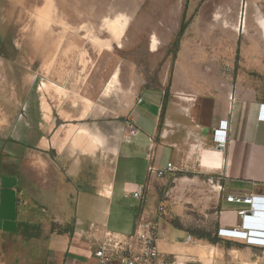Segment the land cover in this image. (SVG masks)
Here are the masks:
<instances>
[{
    "label": "crops",
    "instance_id": "crops-1",
    "mask_svg": "<svg viewBox=\"0 0 264 264\" xmlns=\"http://www.w3.org/2000/svg\"><path fill=\"white\" fill-rule=\"evenodd\" d=\"M184 54L178 52L168 92L164 83L128 90L119 146H107L99 132L73 124L66 140L83 152H65L64 145L55 158L46 109L40 101L36 118L33 99L18 100L17 81L23 78L17 62L10 54L0 56V264H101L95 250L107 233L130 236L141 216L156 223L165 256L187 264H264V245L229 237L212 243L189 228L192 213L158 212L167 184V194L181 200L189 182L200 184L208 173L223 186L214 213L218 229H242V209L264 211V88L239 72L231 77L234 67ZM148 94L153 102L145 105ZM221 121L227 123L225 148L214 141ZM170 161L177 172H151ZM140 184L144 199L133 196ZM229 195L253 201H228ZM189 234L195 242H185Z\"/></svg>",
    "mask_w": 264,
    "mask_h": 264
},
{
    "label": "rangeland",
    "instance_id": "rangeland-1",
    "mask_svg": "<svg viewBox=\"0 0 264 264\" xmlns=\"http://www.w3.org/2000/svg\"><path fill=\"white\" fill-rule=\"evenodd\" d=\"M184 12L187 27L178 44ZM262 15L264 0H0V40L23 78L16 97L33 99L36 118L40 101L47 111L43 116H48L55 158L64 145L65 152L80 153L65 137L74 125L99 132L107 146H119L128 122L123 112L128 90L164 83L168 92L180 50L186 57L202 54L204 63L207 58L210 64L234 67L231 77L239 72L264 88V39L256 22ZM114 22L122 26L117 40L109 27ZM148 95L145 105L153 102ZM215 175L204 174L200 184L189 182L181 200L173 191L167 194L168 184L161 192L167 213H192L188 225L196 234H218L219 192L208 181ZM204 213L213 214L204 219Z\"/></svg>",
    "mask_w": 264,
    "mask_h": 264
},
{
    "label": "built area",
    "instance_id": "built-area-1",
    "mask_svg": "<svg viewBox=\"0 0 264 264\" xmlns=\"http://www.w3.org/2000/svg\"><path fill=\"white\" fill-rule=\"evenodd\" d=\"M138 103L142 102L143 97L136 95ZM135 129H132V133ZM214 141L220 148H225L227 142V123L221 121L220 127L214 134ZM152 173L158 177H165L170 173L178 171L177 166L173 162H168L166 166L161 168H150ZM212 184V189L221 191L222 184L213 177L208 179ZM145 186L140 184L133 193L134 197L144 199ZM126 196H128L126 194ZM228 201L245 202L251 204V197L240 198L229 195ZM164 211V205L158 207V212ZM254 209H242L239 215L242 217V229L237 228H219L218 235L220 237L243 238L247 243L264 245V214L259 215ZM186 243L195 242L192 235H188ZM95 256L101 264H112L117 261L118 264H187V261L179 259L177 256L168 257L160 252L157 238V225L145 216L138 218L135 231L132 235L125 238L107 233L105 241L95 250Z\"/></svg>",
    "mask_w": 264,
    "mask_h": 264
},
{
    "label": "trees",
    "instance_id": "trees-1",
    "mask_svg": "<svg viewBox=\"0 0 264 264\" xmlns=\"http://www.w3.org/2000/svg\"><path fill=\"white\" fill-rule=\"evenodd\" d=\"M186 7H187V5L185 6V10H186ZM185 16H186V13L184 12L183 20H182V23H181V27H180L179 35H178V39H177V43L178 44H179L181 36L184 34L185 29L187 27V23H185ZM197 235H198L199 238L207 239V240H209L212 243H218L219 240H220V236L217 233H215L214 235H211L209 233L201 231Z\"/></svg>",
    "mask_w": 264,
    "mask_h": 264
},
{
    "label": "bare ground",
    "instance_id": "bare-ground-1",
    "mask_svg": "<svg viewBox=\"0 0 264 264\" xmlns=\"http://www.w3.org/2000/svg\"><path fill=\"white\" fill-rule=\"evenodd\" d=\"M112 22V21H111ZM260 23H261V26H262V28H263V32H264V18H261L260 19ZM109 27L111 28V29H113V31H114V37L116 38V40L117 39H119L120 37H121V33H122V26H121V23L120 22H114L113 24L112 23H110L109 24ZM109 28V29H110ZM110 29V30H111ZM112 31V32H113ZM103 42V41H102ZM106 42V41H105ZM153 46L156 48V46H157V39L156 38H154V40H153ZM152 46V47H153ZM116 77H117V75H114V77H113V79L115 80L116 79ZM83 132V131H82ZM79 134V133H78ZM80 135V134H79ZM81 137L80 138H77V140L78 141H82L83 140V138H84V135L82 134V135H80ZM75 138V137H74ZM96 138H98V137H96ZM88 140V139H87ZM89 142V141H88ZM91 144H92V142H91ZM89 146H90V144H89ZM92 147V146H91Z\"/></svg>",
    "mask_w": 264,
    "mask_h": 264
},
{
    "label": "flooded vegetation",
    "instance_id": "flooded-vegetation-1",
    "mask_svg": "<svg viewBox=\"0 0 264 264\" xmlns=\"http://www.w3.org/2000/svg\"><path fill=\"white\" fill-rule=\"evenodd\" d=\"M0 41H1L0 42V56L9 54L11 51L10 50H6L5 48L7 46L5 45V43L2 40H0Z\"/></svg>",
    "mask_w": 264,
    "mask_h": 264
},
{
    "label": "water",
    "instance_id": "water-1",
    "mask_svg": "<svg viewBox=\"0 0 264 264\" xmlns=\"http://www.w3.org/2000/svg\"><path fill=\"white\" fill-rule=\"evenodd\" d=\"M258 214H259V215H263L264 213H263V212H262V213H261V212H258Z\"/></svg>",
    "mask_w": 264,
    "mask_h": 264
}]
</instances>
